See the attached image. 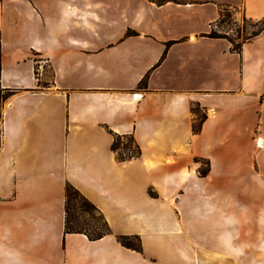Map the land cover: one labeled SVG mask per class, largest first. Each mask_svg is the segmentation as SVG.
Wrapping results in <instances>:
<instances>
[{"label": "crops", "instance_id": "1", "mask_svg": "<svg viewBox=\"0 0 264 264\" xmlns=\"http://www.w3.org/2000/svg\"><path fill=\"white\" fill-rule=\"evenodd\" d=\"M225 8L264 22V0H0V264L264 260V30L209 37ZM68 185L110 235L65 233Z\"/></svg>", "mask_w": 264, "mask_h": 264}, {"label": "trees", "instance_id": "2", "mask_svg": "<svg viewBox=\"0 0 264 264\" xmlns=\"http://www.w3.org/2000/svg\"><path fill=\"white\" fill-rule=\"evenodd\" d=\"M163 2V1H162ZM224 9L221 14L220 23H224ZM230 17V14L227 15ZM264 30V26L260 27L258 31L251 37L243 41H234L226 34H219L212 32L209 37L211 38H225L228 39L234 45L235 51H240L242 44L246 41L256 37L260 32ZM128 34H131L129 32ZM166 54L164 55V57ZM2 64L1 53V35H0V70ZM149 75H147L140 83V87L147 88V81ZM11 93L3 94L0 90V100H5ZM199 108L194 107L193 112L198 111ZM202 127V122L199 126L194 127V133H199ZM114 152L117 154V158L120 162H125L133 158L139 157L141 151L136 145L133 138L116 136L112 146ZM206 174V171L202 172V175ZM65 233L66 234H84L90 241L101 240L107 235L111 234V228L106 221L102 213L97 207L84 197L76 188L68 185L66 188V201H65ZM85 218V219H84ZM83 219V221H81ZM118 241L126 248L140 249V239L138 237L120 236Z\"/></svg>", "mask_w": 264, "mask_h": 264}, {"label": "rangeland", "instance_id": "3", "mask_svg": "<svg viewBox=\"0 0 264 264\" xmlns=\"http://www.w3.org/2000/svg\"><path fill=\"white\" fill-rule=\"evenodd\" d=\"M224 10V9H223ZM226 12H224V23H220L219 26V33L220 34H226L228 35L230 38H232L234 41H243L249 37H251L252 35H254L258 29L262 26H264V22L263 23H259V24H255L251 21H248L246 18L242 19L240 21L235 20L234 18V14L232 12V10L229 8H225ZM230 14V17L227 16ZM85 219V218H84ZM83 221V219L81 220ZM264 233V230H263ZM251 235H253V233H251ZM253 239V241H251L250 243H256L258 242L257 235H253L251 237ZM261 244L259 246V252L260 253H264V240L261 242ZM255 246H253L252 244H249L247 248H245L244 250H246V253H248V255L254 254L256 253V244H254ZM263 246V247H262ZM263 250V252H261ZM264 259V258H263ZM233 264H264V260H261L259 263H243V262H234Z\"/></svg>", "mask_w": 264, "mask_h": 264}, {"label": "built area", "instance_id": "4", "mask_svg": "<svg viewBox=\"0 0 264 264\" xmlns=\"http://www.w3.org/2000/svg\"><path fill=\"white\" fill-rule=\"evenodd\" d=\"M37 78H39V73H38V77ZM263 139L262 138H258L257 139V147L258 148H263Z\"/></svg>", "mask_w": 264, "mask_h": 264}, {"label": "bare ground", "instance_id": "5", "mask_svg": "<svg viewBox=\"0 0 264 264\" xmlns=\"http://www.w3.org/2000/svg\"><path fill=\"white\" fill-rule=\"evenodd\" d=\"M213 115V114H212ZM169 160V159H168ZM170 162V161H169ZM189 173V172H188Z\"/></svg>", "mask_w": 264, "mask_h": 264}]
</instances>
